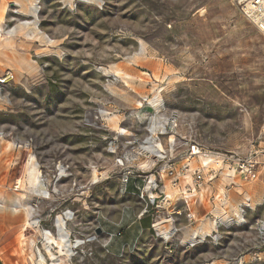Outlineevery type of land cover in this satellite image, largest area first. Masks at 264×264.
Returning <instances> with one entry per match:
<instances>
[{
  "label": "rangeland",
  "instance_id": "1",
  "mask_svg": "<svg viewBox=\"0 0 264 264\" xmlns=\"http://www.w3.org/2000/svg\"><path fill=\"white\" fill-rule=\"evenodd\" d=\"M0 18V46L14 51L20 66L24 59L30 63L15 71L8 65L12 77L0 75L4 155L14 152L7 150L10 142L31 143L30 150L15 147L17 181L31 198L30 221L37 213L48 218L40 228L29 227L21 213L18 242L28 264H39L42 229L55 234L56 215L68 210L67 255L54 250L66 264H264V204H243L239 219V197L231 192L221 207L208 194L201 207L193 206L192 221L175 202L182 214L156 227L158 233L179 230L169 241L146 214L143 225L150 229L130 247L115 249L110 230L116 227L108 224L121 217L122 202L134 218L142 206L123 199L117 173L104 179L119 170L107 142L118 132L120 142H133L128 148L138 146L156 110L179 115L187 123L180 133L208 148L255 157L264 146V34L231 0H6ZM156 91L158 106L151 102ZM28 160L37 165L49 199L26 181ZM222 178L217 188L230 180ZM35 203L40 210L32 211Z\"/></svg>",
  "mask_w": 264,
  "mask_h": 264
},
{
  "label": "built area",
  "instance_id": "2",
  "mask_svg": "<svg viewBox=\"0 0 264 264\" xmlns=\"http://www.w3.org/2000/svg\"><path fill=\"white\" fill-rule=\"evenodd\" d=\"M231 1L240 13L264 34V0ZM160 111V109L155 111L156 116L153 117L154 119L152 118L153 120L147 126L146 136L138 141V146L128 148V145L133 142H120L118 132L107 142V150L116 156L115 162L119 170L113 169L107 172L104 179H111L117 173L120 180L119 190L121 195L136 196L142 206L137 218L142 219L146 214L153 215L152 227L160 238L169 241L179 230L170 228L167 232L158 233L156 227L162 224V220L171 221L172 217L170 215L182 214V209H176L173 205L175 202L181 201L184 204L186 218L188 216L189 220L192 221L196 214L191 211L190 204L194 197L203 196L202 191L206 185H214L223 176L230 179L225 184L226 187L234 185V178L238 175L245 178H254L257 174L258 162L252 154L241 157L233 151L211 149L192 135H182L180 127L183 123L185 125L187 123L176 113L162 115ZM0 137H3L2 133H0ZM30 144V142L15 143V147H26L30 150ZM141 158L142 161L140 162ZM131 183L134 184L135 189L133 190L130 189ZM15 188H20L19 182H17ZM43 198L49 199L50 197ZM214 199H218L224 204L228 200V196L226 193L218 191L214 195ZM38 204L33 205V211L39 209ZM245 205L250 207L248 203ZM172 206H174V209L169 213V216L164 215L166 217L164 219V211ZM241 209L244 213L245 210L242 207ZM59 216L56 215L57 218L54 222L55 234H58L57 220ZM47 221L48 218L37 213V216L32 219V222H36V225H30L29 227L40 228ZM218 224H222V219L219 220ZM43 229L52 231L48 228ZM115 235L110 234V238ZM120 235L121 232H118L117 236ZM42 247L43 251L40 247H37L38 259H40L39 253L41 251L48 262L51 261L52 263L53 260L50 259L43 243Z\"/></svg>",
  "mask_w": 264,
  "mask_h": 264
},
{
  "label": "crops",
  "instance_id": "3",
  "mask_svg": "<svg viewBox=\"0 0 264 264\" xmlns=\"http://www.w3.org/2000/svg\"><path fill=\"white\" fill-rule=\"evenodd\" d=\"M5 1L6 0H0V10L3 9V5L5 4ZM3 33L4 31H2L1 33L2 35L0 37L1 39L0 42H3L5 40V37H2ZM0 47L1 50H3L1 51L0 54L3 55L2 56L3 58L5 55L4 52L7 49L9 51L8 54L6 55L7 60L4 58L5 65L0 64V75H5V73H9L12 77L13 72L8 65L13 66L14 71H15V67H17V64L19 69L22 66L23 68H25L30 65L29 61L24 59L23 65L20 66L19 60L21 58L17 57L14 51L7 48L6 45L5 46L1 45ZM9 57H11V61H9ZM5 66L7 68L4 71L3 67ZM19 71L20 70H17L18 73ZM7 79H10V77ZM2 139L3 138L0 137V264H28L23 248L21 244L18 242V231L21 224L20 220H22L21 217L22 212L25 215L26 222L28 223V221L30 220L29 214L31 213V209L29 204H27V202H29L30 201L29 199L31 198L28 197L27 194H24V196L22 197L23 193L20 192L26 190L21 189V186L19 189L15 188L17 182H19L17 180L21 178L18 177L15 168L17 164V160L19 159V151H16L14 143L10 142L11 147L9 146L7 150H10L13 147L14 152L12 154L5 156ZM255 157L258 158L259 160H257L258 162L257 174L254 178H245L242 175H238L234 178V180L237 179L238 181V178H240L239 183L233 181L234 185L231 186L229 185L228 187H226V185L224 186L225 188L224 193H226L227 196H229L228 193L231 192L232 195L239 197L240 203L238 207L242 206L243 204L245 205L247 203L249 205L253 203L255 206L264 204V146L262 147V149L258 150L257 156ZM10 159H12V162L10 164H7V162ZM216 184L217 182L214 183V185H206L202 191L203 196L202 197L196 196L193 198L190 204V209L192 212H194L193 206L194 208L195 207L198 208L202 206L208 194H213L214 196L219 191V189L216 187ZM130 189L131 190L135 189L133 183L130 184ZM123 196H124L123 199H128V200L137 199L133 195H123ZM229 200L230 198L228 197V201ZM121 205L123 206L122 215L121 217H119L117 222L114 223L113 219L111 218L110 220L108 219V224H113L114 227H116V229H112L110 230V232L113 234H117L118 232H121L120 236L115 235V237L111 240V241H115L114 242L115 249L121 245H122L121 247L124 246L130 247L131 245L137 242L141 234V231L145 229H150V224L145 226L143 225V222L147 219L148 216H144L142 219H138L137 215L135 218L130 217L131 206L129 208L128 203H123V202ZM218 219L221 218L218 217ZM125 227H128L129 230L127 229L125 230Z\"/></svg>",
  "mask_w": 264,
  "mask_h": 264
},
{
  "label": "bare ground",
  "instance_id": "4",
  "mask_svg": "<svg viewBox=\"0 0 264 264\" xmlns=\"http://www.w3.org/2000/svg\"><path fill=\"white\" fill-rule=\"evenodd\" d=\"M32 8H34L33 12L36 14L37 13V9H38V7L36 6V4H33V7ZM25 24H29V22L27 21V22H25ZM2 31H5V30L3 28L2 19H0V36L2 35L1 34ZM16 31H17V28L14 27L12 30L9 31L8 34L14 35ZM138 55H139V53H136L135 54L136 57H138ZM144 74L145 75H149V73H147V72H144ZM131 77H132L131 75L127 74V78H131ZM156 92L154 93V98L151 100V102L153 104L156 103V106H158L157 104L159 103V93H158L159 91H156ZM111 120L114 121L115 119L112 117ZM32 158H33V160L35 159L34 156H32ZM60 169H61V173H64L65 172V170H64L63 167H61ZM26 175H27L26 181L28 180L32 184L33 188H35L34 189V192H37V194H39V195H44V197H51L50 191L41 182L40 172L38 171L37 165L35 163H33L31 160H28V165L26 167ZM226 177L224 176V178H222V181L223 182L226 180ZM227 181L228 180H226V182ZM223 185H224V183H223ZM218 189H219L220 193H224V191H225L224 186H220V187H218ZM23 196H24V194H22V197ZM225 202H227V201H225ZM217 204L220 207L222 206V203L220 201H217ZM250 207H252V206H250ZM57 216H59V215H57ZM70 216H72L71 211L70 212H67L65 214H62L61 216L58 217V220H57V226H58V234L57 235L58 236H56L52 231H49V230L43 229L41 231L42 236H43V240H42L43 242L42 243L44 245V248H45L46 252L48 253L50 259L53 260L51 264H66V262H65L66 260L65 261L63 260L64 258L62 259V258L57 257L56 252L54 251V248L56 250H58V252L67 255V253L64 251V249L62 247V242H64V240L67 239V237H69L68 236L69 234H68L67 226H66V221L69 220ZM236 216L239 219H242L244 217L243 214H242L241 206L238 207V212L236 213ZM28 223L30 225H36V222H32L30 220L28 221ZM212 225H213V223H212ZM202 229H203V227H202ZM39 230H41V229H39ZM83 241L82 242L78 241L77 242V245L83 243ZM39 257H40L39 264H49L48 263V260L45 258V255L41 251L39 253ZM69 262H70V260H69Z\"/></svg>",
  "mask_w": 264,
  "mask_h": 264
},
{
  "label": "water",
  "instance_id": "5",
  "mask_svg": "<svg viewBox=\"0 0 264 264\" xmlns=\"http://www.w3.org/2000/svg\"><path fill=\"white\" fill-rule=\"evenodd\" d=\"M102 232H103V229L101 227L96 230L97 234H101Z\"/></svg>",
  "mask_w": 264,
  "mask_h": 264
},
{
  "label": "flooded vegetation",
  "instance_id": "6",
  "mask_svg": "<svg viewBox=\"0 0 264 264\" xmlns=\"http://www.w3.org/2000/svg\"><path fill=\"white\" fill-rule=\"evenodd\" d=\"M93 189H94V187H93Z\"/></svg>",
  "mask_w": 264,
  "mask_h": 264
}]
</instances>
